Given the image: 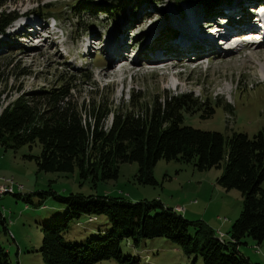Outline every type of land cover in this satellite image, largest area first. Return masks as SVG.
Instances as JSON below:
<instances>
[{
	"label": "rangeland",
	"instance_id": "1",
	"mask_svg": "<svg viewBox=\"0 0 264 264\" xmlns=\"http://www.w3.org/2000/svg\"><path fill=\"white\" fill-rule=\"evenodd\" d=\"M98 1L102 0H94ZM0 2L2 10L16 12L14 20L0 34V100L3 103L22 91L36 92L62 83L70 86L72 102L103 99L113 108L128 109L131 94L149 104L152 97L161 96L164 91H190L211 106L215 101L218 104L206 118L199 117L200 113H205L203 109L185 114L184 124L224 135L238 131L249 136L264 124V73L260 70V64L264 63V40L255 42L253 36L248 37L258 29H242L250 34L238 37V45L233 48H228L233 41L221 48L218 40L219 47L214 51L209 43L186 46L180 44L184 42L182 38L168 40L167 30H173L171 27L177 21L181 34L187 33L184 14L174 17L171 0H133L132 9L126 3L123 9L119 6L115 18L100 14L94 18L69 11L73 0ZM45 3L57 8L50 13L58 24L54 34L49 32L45 17L36 13L50 12L41 7ZM221 6L225 7L222 12L228 17L227 31L241 34L237 31H242L240 28L252 21L248 20L249 14L257 17L253 9L248 10V15L236 9L230 16L227 4L223 2L217 7ZM198 13L203 19L201 29L209 27L213 31L211 24L222 23L208 15L203 18L202 11ZM88 28L90 30H86ZM33 31L39 33L32 36ZM108 43L118 49L110 50ZM87 44L90 47L85 50ZM156 52L161 57L153 60L150 56ZM87 74L89 81L84 77ZM19 87L21 90L16 91ZM110 121L111 115L106 118L105 126H109ZM39 151L38 143L31 149L24 145L16 151L0 146V183L3 182L1 178H5L22 185L21 189L17 185L6 188V193L0 195V216L6 226L4 231L0 221V245L13 263L43 264L37 251L42 239L41 227L66 211L64 204L50 195L41 198L35 194L37 191L123 196L131 201L156 199L168 207H183L185 218L204 221L215 232H221L225 239L229 238L231 223L242 209L241 193L234 188L225 189L216 182L221 172L219 168L197 171L190 163L161 159L152 169L155 184H145L135 178L137 163H123L116 179L99 180L92 185L90 179L81 180L76 169L72 172L38 171L35 162L24 158L23 154H38ZM261 186L264 188V178ZM38 199H42L41 205L37 204ZM109 230L104 216L89 219L82 215L64 232L63 242H84L94 235L105 236ZM119 247L123 255L139 259L134 264H203L200 256L184 254L164 237L142 238L138 246L122 239ZM238 250L251 262L264 264V239L257 243L245 237ZM94 264L118 262L105 259Z\"/></svg>",
	"mask_w": 264,
	"mask_h": 264
},
{
	"label": "trees",
	"instance_id": "2",
	"mask_svg": "<svg viewBox=\"0 0 264 264\" xmlns=\"http://www.w3.org/2000/svg\"><path fill=\"white\" fill-rule=\"evenodd\" d=\"M171 1L176 5L185 1L198 3L209 15L217 12L218 5L231 0ZM132 2L73 0L69 11L94 18L99 14L115 18L119 6L123 9L126 3L132 9ZM41 7L50 11L36 12L45 18L51 16V11H57L48 3ZM15 16L16 12L0 10V34ZM84 77L89 81L88 74ZM129 103L128 109L113 108L103 99L72 102L70 86L63 83L36 92L22 91L6 103L0 100V146L16 151L24 145L31 149L38 143V154H23L24 158L35 162L38 171L72 172L76 169L78 177L90 179L92 185L99 180L116 179L123 163H137L135 178L145 184H155L152 169L161 159L190 163L197 171L219 168L221 172L216 182L225 189H237L242 196V209L231 223L229 238L219 237L204 221L189 220L176 211L175 206L168 207L156 199L131 201L123 196L37 191L35 194L41 198L50 195L66 208L63 216L41 227L42 239L37 251L43 264H94L105 259H114L118 264H134L139 259L123 255L120 240H131L138 246L142 238L154 237L168 239L186 255L200 256L203 264H260L251 262L239 252L238 245L245 237L257 243L264 239V188L261 186L264 124L252 136L238 131L224 135L184 124L185 114L203 109L205 113H200L199 117L206 118L218 104L215 101L211 106L190 91H164L161 96L152 97L149 104L131 94ZM109 115L110 124L105 126ZM41 203L42 199H38L37 204ZM82 215L89 219L104 216L110 225L109 232L105 236L94 235L84 242L64 243V232ZM0 221L5 231L1 216ZM0 264H18L11 262L2 245Z\"/></svg>",
	"mask_w": 264,
	"mask_h": 264
},
{
	"label": "bare ground",
	"instance_id": "3",
	"mask_svg": "<svg viewBox=\"0 0 264 264\" xmlns=\"http://www.w3.org/2000/svg\"><path fill=\"white\" fill-rule=\"evenodd\" d=\"M260 1H262V0H242V2L239 3L237 0H231L229 3H224V4H227L226 8L229 9L230 16H232L233 13L236 12L235 11L236 9H240L241 11L246 12V14L248 15L249 14L248 10H249L250 4H254V3L260 2ZM195 4H197V5H195ZM171 5L174 6V9H175V14H173L174 17L177 15L181 16L184 14V24H185L184 29L187 30V33L184 32V35L181 34L182 30L179 26L178 21H177V23L173 24L174 26L171 27L173 29V32H172L173 37H175L176 39H179V38L184 39V42H182L180 44L189 46V45H192L193 43H199V42L204 43V42H206V43H209L213 49H215L214 51H217V48L219 46L222 48L223 47L222 45L226 44L227 42H229L231 40L232 37H229V36H226L225 38H220V44L218 46V45H216V42L214 41V35L212 34V32L209 30H206L204 27H203V29H201L200 24H201V21H203V19H201L198 11H202L203 18H204V15H206V10L200 4L195 3V2L185 1V2H181L179 5H175L174 3H172ZM185 8H187V10ZM192 9H194V11H192ZM222 9H225V7H222V6L219 7L217 12H214L212 14V16H215L216 14L221 13ZM250 16L251 15L249 14L248 20H252V21L250 23L247 22V26L244 28L241 27L240 30H242V29L247 30V28H249L251 30H257L258 29V31L260 30V31L264 32V17L260 20V21H262V23L259 25V23H256L254 21V19H252V17H250ZM207 23L211 24V22H207ZM242 26H244V25H242ZM244 31L243 30L237 31V32H242V33L241 34L236 33V35H238V36H235V37H242L244 35L250 34V32L244 33ZM258 31L254 32L252 34H254L256 37H260V31L259 32ZM221 32H224V31L222 30ZM38 33L39 32H37V31H33L30 34L32 36H34ZM250 36H253V35L250 34L248 37H250ZM38 38H39V36H38ZM261 39H262V41H260V42H263L264 36ZM221 40H223V42ZM108 44H110V46H111L110 50L116 51L118 49V47L112 45V43H108ZM237 45L238 44L235 43V44H232V46H228V48H233V47H236ZM89 47H90V44H87V47L85 50H88ZM160 57H161V54L159 52H156L153 54V56H150V58H152L153 60H156V58L158 59ZM161 63H163V62L161 61ZM260 70L262 73H264V63L260 64ZM229 115H231V114L229 113ZM7 180H9V179H7ZM10 181H12V180H10ZM8 190H10V189H8Z\"/></svg>",
	"mask_w": 264,
	"mask_h": 264
},
{
	"label": "built area",
	"instance_id": "4",
	"mask_svg": "<svg viewBox=\"0 0 264 264\" xmlns=\"http://www.w3.org/2000/svg\"><path fill=\"white\" fill-rule=\"evenodd\" d=\"M3 180L2 183H0V195L6 193V188H14L15 185H17V188H22L21 184H15L14 181L7 180L5 178H1ZM174 209L178 212H184L183 207H177L175 206ZM217 235L219 237H223L224 235L221 232H217Z\"/></svg>",
	"mask_w": 264,
	"mask_h": 264
},
{
	"label": "crops",
	"instance_id": "5",
	"mask_svg": "<svg viewBox=\"0 0 264 264\" xmlns=\"http://www.w3.org/2000/svg\"><path fill=\"white\" fill-rule=\"evenodd\" d=\"M178 207V206H177ZM243 254V253H242ZM245 255V254H244ZM246 256V255H245ZM246 257H248V256H246ZM248 259H249V257H248ZM250 260V259H249Z\"/></svg>",
	"mask_w": 264,
	"mask_h": 264
}]
</instances>
